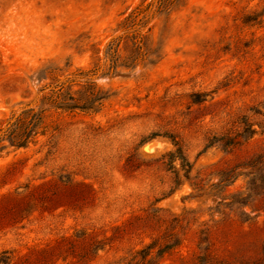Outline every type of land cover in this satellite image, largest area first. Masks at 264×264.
<instances>
[{
  "label": "rangeland",
  "instance_id": "1",
  "mask_svg": "<svg viewBox=\"0 0 264 264\" xmlns=\"http://www.w3.org/2000/svg\"><path fill=\"white\" fill-rule=\"evenodd\" d=\"M0 264H264V0H0Z\"/></svg>",
  "mask_w": 264,
  "mask_h": 264
},
{
  "label": "trees",
  "instance_id": "2",
  "mask_svg": "<svg viewBox=\"0 0 264 264\" xmlns=\"http://www.w3.org/2000/svg\"><path fill=\"white\" fill-rule=\"evenodd\" d=\"M34 126H36V123ZM29 136H30L29 134L26 135V133H25V138L17 141V140H15L16 139L15 132L12 129H9L8 141L10 143V146H12L16 149L25 148L27 143H28L27 139L29 138ZM233 144L234 143L231 140L225 141V146H231Z\"/></svg>",
  "mask_w": 264,
  "mask_h": 264
}]
</instances>
